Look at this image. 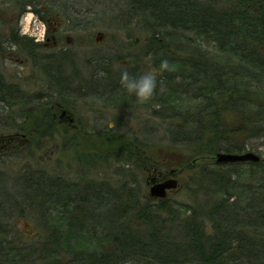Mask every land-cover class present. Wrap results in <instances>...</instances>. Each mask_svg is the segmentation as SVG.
Wrapping results in <instances>:
<instances>
[{
    "label": "trees",
    "instance_id": "trees-1",
    "mask_svg": "<svg viewBox=\"0 0 264 264\" xmlns=\"http://www.w3.org/2000/svg\"><path fill=\"white\" fill-rule=\"evenodd\" d=\"M123 2L130 15L128 39L132 19L140 21L148 43L143 56L151 59L159 71L156 72L157 90L149 102L146 101L149 106L144 108L151 107V116L161 121L176 117L179 124L171 121L167 127L172 145L180 143L191 148L194 162H200L206 155L214 160V154L220 151L242 154L252 140L264 138V0ZM226 3L228 7H221ZM18 39L25 51L34 50L30 47L32 39L24 36ZM198 41L212 43L219 54L236 57L235 62H213L196 46ZM163 60L168 61V69L161 68ZM139 61L135 57L133 65ZM180 68L182 71L178 70ZM129 73L139 75L140 71L131 69ZM89 81L91 90L97 88V78ZM101 83V89L118 88L123 97L131 102L134 98L133 102L138 104L139 100L122 88L120 78L102 77ZM6 88L16 86L0 80V90ZM8 99L12 100L13 105L9 106L13 107L20 103L21 97L0 94V105L8 103ZM176 99L178 104L192 101L193 110L177 111ZM166 109L172 110L173 115L167 116ZM84 143L83 155L86 153L91 162L106 160L105 155L117 161L126 157L124 163L135 158L147 172L151 169L149 165L154 164L153 157L149 161L145 157L150 153L148 148L136 142L137 146L130 145L121 134L105 131L90 134ZM132 146L141 156L131 152ZM189 167L186 166L189 173L186 190L191 204L182 207L183 216L180 212L175 215L167 200H152L147 195L139 199L127 184L123 185L119 195H112L118 206L111 207L107 214L104 212L111 232L108 245L103 249L72 253L70 263L78 259L81 264H264V182L258 186L259 191L248 197V212L242 216L236 202L229 204V188L233 185L230 177L235 170L223 172L222 169ZM27 181L26 187L23 186L24 200L32 203L38 200L40 204L59 200V189L54 197L43 184L38 198L36 178L31 176ZM84 185V189L73 192L76 194L73 198L66 191L62 203L78 201L76 206L82 208L84 201L93 200L90 199L93 194L100 199L97 194L103 192L101 188L90 182ZM48 186H52L51 182ZM134 220L140 222V228L133 225ZM30 254L29 251L23 253L24 258L31 257Z\"/></svg>",
    "mask_w": 264,
    "mask_h": 264
},
{
    "label": "rangeland",
    "instance_id": "rangeland-1",
    "mask_svg": "<svg viewBox=\"0 0 264 264\" xmlns=\"http://www.w3.org/2000/svg\"><path fill=\"white\" fill-rule=\"evenodd\" d=\"M32 1L36 3L35 9L37 10H43L44 8L51 11L57 10L59 13L71 17L73 25L80 24L84 26V31L78 29L69 32L70 41L72 42H70L71 47L75 48L84 44V96H81L79 92L83 88L82 81L79 79L70 80L71 84H68V89L62 86V82H59L61 87L56 91L57 104L73 114L76 127L73 130L58 127L56 133L49 135L48 133L45 135L41 130L38 136L39 141H43L45 136L49 138L45 140L43 145L38 141V144H32L28 148L30 150L26 149L9 154L4 162L0 163V170L7 171V175L3 179L6 180L8 196H10L7 203L5 202V209H3L5 216L1 213L0 216L3 219L4 217L9 218V226L11 224L14 226L12 228L13 233L23 234L16 238L19 239L20 243L14 245L20 249L19 251L22 254H27L28 251L31 252V257L24 258L23 264H72L70 263L72 262V253L79 254L107 246L106 242L111 238V232H109L110 228L105 220V213L107 214L111 207L118 206V203L113 201L112 195L115 193V195H119L123 191L121 186L127 184L128 188L133 190L139 199L148 196L146 181H148L149 172L143 167L141 169L140 165L142 166V164L138 161L139 159L131 158L128 163H124L123 160L126 157L117 161L116 158L106 157L105 155L106 160L98 159L94 162L87 160L86 153L83 155L86 147L84 142L90 134L103 133L104 131L114 135L121 134L135 146L138 144L148 148L150 153H146L145 156L147 158L150 156V159L153 157L154 163L160 167L161 171L176 170V179L179 185L177 189L171 190L168 196L163 199L167 200L165 202L173 208L175 215H178V212L182 215V207L191 204V201H189L190 194L186 190L189 182V173L186 166L190 165L189 168L194 170L222 169L223 172L235 170L232 177H230L233 185L231 184L229 188V204L236 202L238 211H240L239 214L242 216L247 214L248 197L259 191L258 186L264 182V138L252 140L249 147L243 152L257 155L259 157L257 163L216 164L215 160L208 157L210 155H206V159L200 162H194L195 156H192L191 148L180 143L172 145L168 139L167 127H169V124L171 125L170 122L173 121L174 125L179 124L176 117L171 121L154 119L151 116V107L144 108L146 105L149 106L150 103L139 101L138 104H131L129 99L123 97L122 92H118L120 89L117 88V93H103L102 87H100L102 86V73L106 71L117 75V78H120L122 71L127 70L129 72L131 69L136 70L137 73L140 71V74L145 71L159 72L151 63V59H146L143 56L146 49H148V47L145 49L148 43L146 41L147 33L140 21L132 19L131 34L129 33L131 36L128 39L127 31L129 29L127 25L130 21V15L125 9L123 0ZM221 7H228V4H222ZM25 17L28 18V14L23 16L21 26ZM27 22L31 26L27 36L32 35V38L36 40L41 39L43 35L42 24L34 17L31 22L29 17ZM98 32L102 34V38L99 43H95ZM195 43L200 50L209 55L213 62L230 64L236 60L234 56L226 58L224 54L216 52V47L212 43H201L200 41ZM19 55L25 59V53ZM135 57L140 59L136 63L137 65H133ZM27 62L28 67L20 69L14 64V61H10L5 69L7 73L6 82L16 86L18 90L34 96L25 97L32 100L31 102L27 101L30 103L24 102L23 104H17L16 107L2 110L0 105V134L4 136L19 131L15 126L19 123V120H23V118H19L21 108L26 111L27 106L38 105L39 102H34L37 99L36 96L44 93L42 90L49 87V81L45 78V75L38 69H32L31 64H29L31 61L27 60ZM78 66L80 67V65ZM178 70L182 71V68ZM16 72H21L18 78L13 77ZM94 78H97L98 86L91 90L89 80ZM86 81H88L87 84H85ZM61 89H64L63 93H59ZM65 89L68 92H65ZM184 99L186 100L185 97ZM177 100L174 104L177 107V109H174L177 111L179 109L186 110V108L193 110L192 101L178 104ZM166 112L169 117L173 115L170 109H166ZM98 122L102 124H98ZM53 136L54 138H52ZM78 138L82 139L78 140ZM54 147H56V150H54ZM132 149L131 152L135 153V147L132 146ZM141 151L143 152L142 149ZM30 152L38 153L37 157L30 159V156H28ZM217 153L225 152L220 151ZM22 154L27 156H22ZM48 156H53V158L49 159ZM41 172H44V175L37 176L39 187H36L35 190L38 198L39 194L41 195L42 186L45 184L46 190H51L54 197L57 192L56 189H59L61 196L59 200H56L57 202L54 200L56 203L47 201L40 204L38 200L33 203L29 199L24 200L26 195L23 186L26 187L27 179L31 178L32 174L38 175ZM50 182L51 187L48 186ZM89 182L103 190V192L97 194L98 197L100 196L99 200L93 194L90 198L93 200L84 201L85 205L82 208L76 206L78 201L67 205L62 203L66 191L70 194L68 196L73 198L76 196L73 192L84 189V184ZM250 186L253 188L249 189ZM11 197L13 201H11ZM14 200H18L19 208L13 209ZM105 209L106 211H104ZM133 225L138 228L141 226L140 222L135 220ZM174 231L176 232V229ZM73 264H81V260L75 259Z\"/></svg>",
    "mask_w": 264,
    "mask_h": 264
},
{
    "label": "flooded vegetation",
    "instance_id": "flooded-vegetation-1",
    "mask_svg": "<svg viewBox=\"0 0 264 264\" xmlns=\"http://www.w3.org/2000/svg\"><path fill=\"white\" fill-rule=\"evenodd\" d=\"M35 8L36 3L32 0H0V80H4L5 83H8L6 82L7 73L5 71L8 62L14 61L17 67L25 69L26 66L28 67L27 60H29V62L31 61L29 63L31 64V68L41 71L49 81V87L42 90L44 93L37 95V99L34 100V102H39L38 105L27 106L26 111L24 108H21L22 110L20 111L19 118H23V120H19V123L15 122L17 123L15 128L19 129V131L5 136L0 134V163L2 161L4 162V159L8 157L9 154L24 151L30 148L32 144H38V136L41 130H43L45 135L47 133L49 135L56 133V128L58 127L67 130H73V128L76 127L73 114L66 108H62V106L57 104L56 91L61 87L59 82H62V86L67 88L68 84L70 85L74 78L79 79L82 81L83 88L77 90H79L81 96H84V44L75 48L71 47L72 42L69 36V32L72 30L79 29L80 31H84V26L80 24L73 25L71 17L59 13L57 10L51 11L47 8L37 10ZM26 14H28V18L30 17V22L34 17L42 24V39L36 40L32 38V35L27 36V33L31 30L30 23L27 22L28 18L25 17L23 25H20L23 16ZM22 36L32 39L33 43L30 44V47L34 48V50L25 51L21 46L22 42L18 41V38ZM21 53L27 55L25 59L19 55ZM29 55H32V57L30 58ZM45 62L48 63L46 64ZM78 65H80V67ZM15 74L16 75L13 77L18 78L21 72H16ZM102 75L103 77H118L111 73ZM87 83L88 81L85 82V84ZM67 89H65V92H68ZM63 90L64 89H61L59 93H63ZM102 90L103 93H117L116 91H118L117 89ZM0 94H3V96H20L21 99L19 104H23L24 102L30 103L32 100L26 99L25 97L34 96L33 94L24 93L17 88L10 90L7 88L2 89L0 90ZM133 101L134 98L131 103H134ZM7 102L8 103L1 106L2 110L10 108L9 105H13L11 104L12 100H7ZM39 114L40 116H38ZM98 124L102 123L98 122ZM52 138H54V136ZM48 139L49 138L45 136L44 140L39 142L43 145L45 140ZM129 143L133 145V143ZM54 150H56V147H54ZM36 155H38V153L30 152L28 156H30V159H33L37 157ZM51 155L53 154L51 153ZM135 155L141 156L139 153H135ZM22 156L27 155L22 154ZM48 157L49 159L53 158V156ZM149 157L150 156H148L147 161L151 160ZM149 166L151 169L148 170L150 177L148 181H146L147 186L151 185L152 182L158 183L159 181L170 179L172 176L175 178L177 177L176 170L170 169L161 171L160 167L155 163ZM6 175V170H0V213L3 216H5L3 210L5 209V202L7 203V199L10 197L8 196L6 180L3 179ZM42 175H44V172L38 173V175L32 174V177H35L37 181V176ZM10 199L13 201L12 197ZM14 202L15 205L13 209L19 208L18 200H14ZM8 220L9 218L4 217L3 219L0 216V264H23V254L19 251L20 249L17 246H14L20 243L19 239L16 238L23 234L19 235L18 233H13L12 228H14V226L13 224L9 226Z\"/></svg>",
    "mask_w": 264,
    "mask_h": 264
},
{
    "label": "clouds",
    "instance_id": "clouds-1",
    "mask_svg": "<svg viewBox=\"0 0 264 264\" xmlns=\"http://www.w3.org/2000/svg\"><path fill=\"white\" fill-rule=\"evenodd\" d=\"M161 68L168 69V61H161ZM122 88L141 103L150 100L158 87L157 74L152 71H145L139 75L130 74L127 70L120 73Z\"/></svg>",
    "mask_w": 264,
    "mask_h": 264
},
{
    "label": "water",
    "instance_id": "water-1",
    "mask_svg": "<svg viewBox=\"0 0 264 264\" xmlns=\"http://www.w3.org/2000/svg\"><path fill=\"white\" fill-rule=\"evenodd\" d=\"M101 33H97L95 37V43H99L101 41ZM214 160L216 164H227V163H241V162H259V157L253 153L247 152L241 154H225V153H217L214 155ZM179 183L175 177H171L170 179L152 182L151 185L148 186V196L155 200H162L168 196V192L174 189H177Z\"/></svg>",
    "mask_w": 264,
    "mask_h": 264
}]
</instances>
